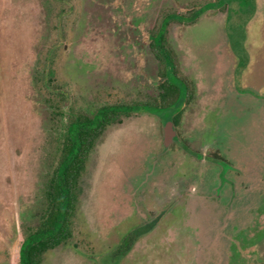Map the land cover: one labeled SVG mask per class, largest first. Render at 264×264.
Masks as SVG:
<instances>
[{
	"label": "rangeland",
	"instance_id": "obj_1",
	"mask_svg": "<svg viewBox=\"0 0 264 264\" xmlns=\"http://www.w3.org/2000/svg\"><path fill=\"white\" fill-rule=\"evenodd\" d=\"M161 48L188 85L177 138L174 108L107 125L40 264H264V0H0V264L21 263L61 115L152 101Z\"/></svg>",
	"mask_w": 264,
	"mask_h": 264
},
{
	"label": "trees",
	"instance_id": "obj_2",
	"mask_svg": "<svg viewBox=\"0 0 264 264\" xmlns=\"http://www.w3.org/2000/svg\"><path fill=\"white\" fill-rule=\"evenodd\" d=\"M241 3L247 5L248 0H241ZM212 4L208 2L203 6L206 8ZM203 6L199 7L198 11L204 10ZM197 13L196 10L193 17H188L193 20ZM166 19L163 22L167 21ZM155 36H152L155 44L160 45L161 41L163 42L162 33ZM170 53L164 48L158 50L164 62L162 74L165 77L159 83L161 91L152 101L142 104L104 105L92 114L81 111L69 113L67 120L61 115L58 124L59 140L55 148V163L44 185L42 207L35 223L31 225V230L28 227L29 232L21 243L20 264H40L45 251L54 248L70 235L71 217L77 197V183L85 169L89 154L107 125L121 122L123 115L126 116L131 111L136 112L143 107L149 110L174 108L171 121L174 125L177 124V118L185 107L188 85L177 75L178 71L172 62ZM62 93L63 90L59 89L58 94ZM59 110L60 108H57V113ZM219 187L217 192H219Z\"/></svg>",
	"mask_w": 264,
	"mask_h": 264
},
{
	"label": "water",
	"instance_id": "obj_3",
	"mask_svg": "<svg viewBox=\"0 0 264 264\" xmlns=\"http://www.w3.org/2000/svg\"><path fill=\"white\" fill-rule=\"evenodd\" d=\"M163 143L167 146L170 142L177 138L175 128L172 121H168L164 126Z\"/></svg>",
	"mask_w": 264,
	"mask_h": 264
}]
</instances>
